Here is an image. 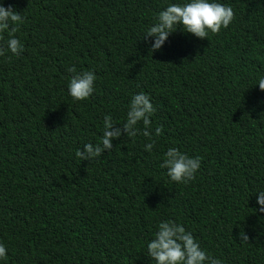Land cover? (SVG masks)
Returning <instances> with one entry per match:
<instances>
[{
    "label": "trees",
    "instance_id": "16d2710c",
    "mask_svg": "<svg viewBox=\"0 0 264 264\" xmlns=\"http://www.w3.org/2000/svg\"><path fill=\"white\" fill-rule=\"evenodd\" d=\"M185 2L0 0L23 17L19 56L0 33V264H155L146 245L166 220L222 264H264V0H217L235 13L227 28L177 26L152 49L157 14ZM88 70L93 93L74 101L69 79ZM140 92L156 109L150 152L123 127ZM105 115L120 136L80 160ZM170 147L201 158L187 184L160 167Z\"/></svg>",
    "mask_w": 264,
    "mask_h": 264
},
{
    "label": "clouds",
    "instance_id": "9594fccd",
    "mask_svg": "<svg viewBox=\"0 0 264 264\" xmlns=\"http://www.w3.org/2000/svg\"><path fill=\"white\" fill-rule=\"evenodd\" d=\"M235 13L233 9L217 0H186L185 3H170L155 17V23L146 30V34L154 36L152 49H159L167 39L169 32L180 26L185 32L192 33L200 38H208L209 33L218 34L221 28H227L233 21ZM23 23V17L12 6L5 7L0 4V33L9 32L7 50L13 55L19 56L23 51V45L15 37L18 25ZM0 40H4L0 35ZM5 55V49L0 47V56ZM75 66L67 69L74 71ZM96 75L92 70L82 71L71 76L67 84L69 96L74 101L86 100L94 90ZM260 90H264V76L256 83ZM156 111L151 103L150 96L144 92L134 94L130 100L126 119L123 123L127 136L132 138L138 133L149 138V143L144 145L146 151H151L155 145L152 139L150 117ZM138 122L143 123V128H137ZM115 123L110 115L103 119V134L100 141L94 147L92 143L84 144L85 152L79 149L76 156L81 159H94L100 156L103 148H112L111 139L120 136V129L109 131ZM135 128V131L132 129ZM162 126L155 129V135L159 136ZM201 158L190 157L182 153L176 147H170L164 153V163L161 168L167 166V176L174 182L187 184L195 179V174L200 168ZM257 203L261 206L256 211L264 212V190L258 192ZM154 238L146 245L147 256L155 261V264H222L221 259L206 253L191 232L184 226L173 220L160 221ZM241 241H248L249 237L240 231ZM0 259H6V248L0 244Z\"/></svg>",
    "mask_w": 264,
    "mask_h": 264
}]
</instances>
